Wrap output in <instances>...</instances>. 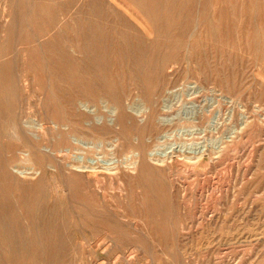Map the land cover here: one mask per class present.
Wrapping results in <instances>:
<instances>
[{"label": "rangeland", "instance_id": "374dc122", "mask_svg": "<svg viewBox=\"0 0 264 264\" xmlns=\"http://www.w3.org/2000/svg\"><path fill=\"white\" fill-rule=\"evenodd\" d=\"M0 79V264H264V0H0Z\"/></svg>", "mask_w": 264, "mask_h": 264}, {"label": "bare ground", "instance_id": "6f19581e", "mask_svg": "<svg viewBox=\"0 0 264 264\" xmlns=\"http://www.w3.org/2000/svg\"><path fill=\"white\" fill-rule=\"evenodd\" d=\"M42 5V4H41ZM10 9V8H9ZM9 13V12H8ZM13 14V13H12ZM41 14V13H40ZM43 14V13H42ZM11 15V14H10ZM9 15V16H10ZM7 17V16H6ZM8 18V17H7ZM8 20V19H7ZM6 20V21H7ZM10 20V19H9ZM11 78V77H10ZM1 80V79H0ZM19 80V79H18ZM9 81H10V79H9ZM19 82H20V80H19ZM27 82V81H26ZM40 82H41V84H43L42 83V81L40 80ZM0 84H2V83H0ZM12 84V83H11ZM28 84V83H27ZM8 85V84H7ZM8 87H9V85H8ZM2 91V90H1ZM1 93V92H0ZM3 93V92H2ZM1 95H3V94H1ZM6 95V94H5ZM5 95H3L4 97H6ZM9 101V100H8ZM12 101H10V103H11ZM7 103V102H6ZM9 103V102H8ZM9 103V104H10ZM78 105H79V107L81 108V109H85L87 112H89L90 114L92 113L93 115H94V117H99V114L97 113L98 111L96 110V108H95V106H94V104L90 101V98H87V97H80L79 99H78ZM114 108H115V106H114V104H113V108H112V110H114ZM165 116V115H164ZM93 117V116H92ZM101 117V116H100ZM99 117V118H100ZM162 117V116H161ZM91 118V117H90ZM172 118V117H171ZM92 119V118H91ZM166 119V118H165ZM164 121V120H163ZM162 121V122H163ZM169 121V120H168ZM87 123H89V121H87ZM165 123V122H164ZM23 125H27L28 126V129L27 128H25V130H26V133H28V132H30V133H32V134H34V135H39V132L37 131V129H35V128H33V127H36V128H38V129H43L44 128V124H43V122H38V124H33V123H29V122H25V123H23ZM54 125H58V124H54ZM67 127V126H66ZM193 127V126H192ZM191 128V127H190ZM179 129V128H178ZM184 129V128H183ZM198 129V128H197ZM201 129V128H200ZM205 129V128H204ZM196 131V130H195ZM198 131H200V130H198ZM202 131V130H201ZM200 131V132H201ZM166 132V131H165ZM197 132V131H196ZM166 134V133H165ZM180 135V134H179ZM72 136V135H71ZM169 136V135H168ZM157 137V136H156ZM237 138V137H236ZM74 139H75V142L76 143H83V142H85V140H83L82 139V137H79V136H74ZM230 141V140H229ZM99 142V141H98ZM230 142H232V141H230ZM103 143V142H102ZM179 143V142H178ZM162 144V143H161ZM175 144V143H174ZM94 145V144H93ZM97 145V144H96ZM100 145V144H99ZM182 146V145H181ZM78 147V146H77ZM166 147V146H165ZM223 147V146H222ZM139 148V147H138ZM65 149H70V146L69 147H67V148H65ZM210 149V148H209ZM208 149V150H209ZM220 149V148H219ZM222 149H225V148H222ZM140 150L142 151V149L140 148ZM211 150V149H210ZM209 150V151H210ZM224 151V150H223ZM139 152V151H138ZM170 152V151H169ZM202 152V151H201ZM133 153V152H132ZM140 153V152H139ZM143 153H146L144 150L142 151V153L141 154H143ZM154 153V152H153ZM205 152L203 151L202 153H200V156L202 155V154H204ZM138 154V153H137ZM180 154V153H179ZM144 155V154H143ZM193 155H195L196 156V154H193ZM117 156V155H116ZM145 156V155H144ZM152 156V155H151ZM177 156V155H176ZM215 156V155H214ZM138 157V156H137ZM180 157V156H179ZM206 157V156H205ZM204 157V158H205ZM88 158V157H87ZM145 158H146V156H145ZM154 158V157H153ZM213 158V157H212ZM216 158V157H215ZM117 159V158H116ZM166 159H167V157H166ZM93 160V159H92ZM113 160L114 159H112L111 161L113 162ZM119 160V159H118ZM154 160V159H153ZM203 160V159H202ZM206 160V159H205ZM90 161V160H89ZM115 161V160H114ZM140 161V160H139ZM139 161H138V163H139ZM179 161V160H178ZM93 162V161H92ZM136 162H137V160H136ZM154 163V162H153ZM172 163H173V161H172ZM235 163V162H234ZM70 164V163H69ZM77 164V163H76ZM202 164V163H201ZM75 165V164H74ZM122 165H123V163H122ZM173 165V164H172ZM97 166H99V165H97ZM112 166V165H111ZM114 166H116V165H114ZM125 166V165H124ZM28 167V166H27ZM32 167H34V166H32ZM127 167H128V165H127ZM37 168V167H36ZM75 168V167H74ZM185 168V167H184ZM17 169V168H16ZM15 169V170H16ZM41 169V168H40ZM79 169V168H78ZM115 169V168H114ZM129 169V168H128ZM188 169V168H187ZM244 169V168H243ZM27 171H29L28 169H26ZM113 170V169H112ZM173 170H174V168H173ZM17 171V170H16ZM24 171V170H23ZM122 171V170H121ZM79 172V171H78ZM38 173H39V170H38V172L36 173V176L38 175ZM99 173V172H98ZM105 173H107V172H105ZM32 174H34V173H32ZM114 175V174H113ZM184 181V180H183ZM173 182V181H172ZM102 184H103V182H102ZM96 185V184H95ZM188 185V184H187ZM106 186V185H105ZM107 187V186H106ZM98 188H102V187H98ZM176 188V187H175ZM107 189V188H106ZM98 190V189H97ZM109 191V190H108ZM108 198V197H107ZM105 200V199H104ZM219 200V199H218ZM222 201V200H221ZM185 206V205H184ZM209 209V208H208ZM241 212V211H240ZM218 213V212H217ZM216 214V213H215ZM220 214V213H219ZM218 215V214H217ZM252 215V214H251ZM262 215V214H261ZM200 216V215H199ZM198 216V217H199ZM237 217V216H236ZM235 217V218H236ZM262 217V216H261ZM260 216H246V217H244V219H243V221L241 220V222H240V220H238V222H233V223H230L228 226H227V229H225L226 230V232H225V234L224 235H221V233H220V231H219V235H220V237H221V239L223 238H225V239H234L235 240V238L236 239H239L240 240V238H244V239H249L250 237H252V236H255L256 237V239H258V236H261L262 235V237H263V234H264V219L263 218H261ZM210 218V217H209ZM219 218H220V216H219ZM234 218V219H235ZM233 219V220H234ZM237 219V218H236ZM205 220V219H204ZM210 220H211V218H210ZM209 220V221H210ZM218 220H216V218H213L212 217V220H211V223H215V222H217ZM205 222H206V220H205ZM232 222V221H231ZM209 223V222H208ZM204 224V223H203ZM202 224V225H203ZM212 224V225H213ZM209 227H210V224L208 225ZM213 228V227H212ZM142 230V229H141ZM222 230H224V229H222ZM208 231V230H207ZM212 231V230H211ZM213 232H214V230H213ZM221 232H223V231H221ZM223 232V233H224ZM203 233V232H202ZM208 233V232H207ZM210 233V232H209ZM107 234V233H106ZM105 234V235H106ZM212 235V234H211ZM217 235V234H216ZM105 237V236H104ZM215 237V236H214ZM262 237L260 238V239H262ZM217 239H219L218 238V236H217ZM224 239V240H225ZM184 240V239H183ZM209 240V239H208ZM220 240V239H219ZM210 241V240H209ZM220 241H222V240H220ZM226 241V240H225ZM233 241V240H232ZM242 241V240H241ZM245 241V240H244ZM261 241V240H260ZM263 241V240H262ZM212 242V241H211ZM208 243H210V242H208ZM207 243V244H208ZM263 244V243H262ZM182 245V244H181ZM227 246V245H226ZM187 247V246H186ZM184 247H182V249H183ZM189 248V247H188ZM188 248H184V250H182L184 253H186V252H189L188 251ZM191 250V249H190ZM190 252H192V251H190ZM190 255H191V253H189ZM186 256V255H185ZM189 256V255H188ZM188 258V257H187ZM189 258H190V256H189ZM186 259V258H185ZM123 260V259H122ZM186 260H188V259H186ZM198 260V259H197ZM160 261V260H159ZM196 261V260H195ZM119 264L121 263V262H118ZM125 263V262H124ZM125 264H127V262L125 263Z\"/></svg>", "mask_w": 264, "mask_h": 264}]
</instances>
